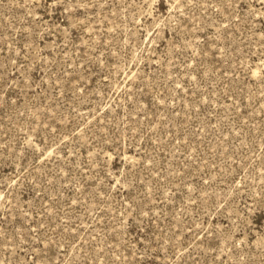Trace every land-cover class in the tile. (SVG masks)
Instances as JSON below:
<instances>
[{
	"label": "rangeland",
	"instance_id": "374dc122",
	"mask_svg": "<svg viewBox=\"0 0 264 264\" xmlns=\"http://www.w3.org/2000/svg\"><path fill=\"white\" fill-rule=\"evenodd\" d=\"M0 264H264V0H0Z\"/></svg>",
	"mask_w": 264,
	"mask_h": 264
}]
</instances>
